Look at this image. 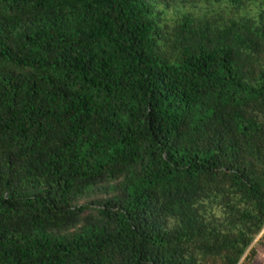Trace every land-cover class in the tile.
Listing matches in <instances>:
<instances>
[{"label":"trees","instance_id":"16d2710c","mask_svg":"<svg viewBox=\"0 0 264 264\" xmlns=\"http://www.w3.org/2000/svg\"><path fill=\"white\" fill-rule=\"evenodd\" d=\"M263 226L264 0H0V264H237Z\"/></svg>","mask_w":264,"mask_h":264},{"label":"crops","instance_id":"0c3cea01","mask_svg":"<svg viewBox=\"0 0 264 264\" xmlns=\"http://www.w3.org/2000/svg\"><path fill=\"white\" fill-rule=\"evenodd\" d=\"M250 248L251 251H254L253 257L250 259V264H264V229L252 242Z\"/></svg>","mask_w":264,"mask_h":264},{"label":"clouds","instance_id":"9594fccd","mask_svg":"<svg viewBox=\"0 0 264 264\" xmlns=\"http://www.w3.org/2000/svg\"><path fill=\"white\" fill-rule=\"evenodd\" d=\"M263 229H264V226H263V228L261 229V231H262ZM261 231H260V232H261ZM260 232H259V233H260ZM259 233H258V235H259ZM258 235H257V236H258ZM257 236H256V237H257ZM256 237H255V238H256ZM254 240H255V239H254ZM254 240H253V241H254ZM251 244H252V243H251ZM250 246H251V245H250ZM250 246H249V248L246 250V252L244 253L243 257L240 259V261H239L238 263H240V264L243 263V261H244V257L246 256V254H248L249 249H251ZM238 263H237V264H238Z\"/></svg>","mask_w":264,"mask_h":264},{"label":"built area","instance_id":"2783aa9c","mask_svg":"<svg viewBox=\"0 0 264 264\" xmlns=\"http://www.w3.org/2000/svg\"><path fill=\"white\" fill-rule=\"evenodd\" d=\"M238 264H240V263H238Z\"/></svg>","mask_w":264,"mask_h":264},{"label":"rangeland","instance_id":"374dc122","mask_svg":"<svg viewBox=\"0 0 264 264\" xmlns=\"http://www.w3.org/2000/svg\"><path fill=\"white\" fill-rule=\"evenodd\" d=\"M260 234V233H259Z\"/></svg>","mask_w":264,"mask_h":264}]
</instances>
